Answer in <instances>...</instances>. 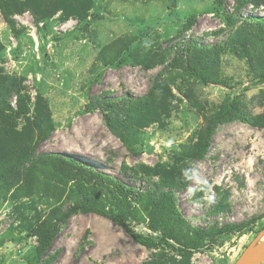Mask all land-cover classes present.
<instances>
[{
  "label": "rangeland",
  "instance_id": "rangeland-1",
  "mask_svg": "<svg viewBox=\"0 0 264 264\" xmlns=\"http://www.w3.org/2000/svg\"><path fill=\"white\" fill-rule=\"evenodd\" d=\"M261 2L7 0L0 264H44L41 235L71 205L93 211L66 222L54 264L235 263L264 229V37L250 41L240 17L264 16ZM189 38L217 59L176 45ZM227 86L245 121L221 124L199 157ZM112 179L132 188L127 197ZM111 217L158 242H136Z\"/></svg>",
  "mask_w": 264,
  "mask_h": 264
},
{
  "label": "trees",
  "instance_id": "trees-1",
  "mask_svg": "<svg viewBox=\"0 0 264 264\" xmlns=\"http://www.w3.org/2000/svg\"><path fill=\"white\" fill-rule=\"evenodd\" d=\"M175 1V0H172ZM224 0H216V3L218 5H222ZM264 2V0H263ZM261 2V3H263ZM244 3V2H243ZM0 8L4 13H8V6H7V0H0ZM242 17V30H244L246 36L250 41H255V40H262L264 37V16H250V17ZM11 21V20H10ZM192 20L189 19L185 25V29H189L190 26L192 25ZM12 31L14 32L15 35H17V31H15V26L12 23ZM177 46L181 48V50H186L187 53L191 54V51L198 50L200 54H202V62L204 60H214L217 59L218 57V52L216 50V47L212 45H206V44H200L199 42L189 38L185 41L181 40L176 43ZM186 71L193 75L194 77L200 79L203 83L205 84H210V83H217V84H222L221 81L219 80H214L212 81L203 71H199L195 65H192L189 63L186 66ZM258 80L263 81L264 80V71L260 72L258 75ZM228 88V93L225 95V99L223 104L221 105L220 110L217 112L216 116L212 121H210L206 127L205 130V137L203 138V141L201 143V146L198 151L199 157L205 156L207 153L210 145H211V140L212 137L216 131V129L221 125L225 124L228 122H232L235 120H242L245 121V119L239 115L238 113L235 112L234 106H233V101H232V94L234 91L233 86H227ZM8 107H10L8 105ZM5 110V109H4ZM4 110H0V116L2 113H4ZM247 119V118H246ZM121 138L124 142V144L128 147V149L132 152H136L135 145L133 144L135 141V136L131 133H125L121 135ZM133 139V140H131ZM33 155V149L30 150L26 155L25 158L29 159ZM57 154H42V157L48 159V160H53L55 158H58ZM68 158V157H67ZM68 162L73 163L74 161L72 159H68ZM4 167V162L0 160V173H1V168ZM96 174L102 178V179H109V176L106 174H103L101 172L96 171ZM6 175V174H5ZM3 174L1 173L0 175V181L2 180ZM111 182L116 185L122 195L124 197H127L128 193L131 191L132 188L128 187L126 184L116 180L112 179ZM93 211L92 208L86 207L85 205H71L69 206L66 211L61 215V217L57 220V222L52 226L47 228L41 235L40 238V249H39V256L42 259L44 264H54L55 261L58 259L60 251L57 250L53 253H49V250L54 242V239L56 236L60 233L61 229L64 227L66 222L69 220V218L73 215L80 214V213H87ZM113 220H115L117 223L122 225L133 237V239L136 242H139L143 245L147 246H152L155 245L158 241H156L153 238L146 237L138 232L133 231L130 226H128L124 221L120 220L119 218H114L111 217Z\"/></svg>",
  "mask_w": 264,
  "mask_h": 264
},
{
  "label": "water",
  "instance_id": "water-1",
  "mask_svg": "<svg viewBox=\"0 0 264 264\" xmlns=\"http://www.w3.org/2000/svg\"><path fill=\"white\" fill-rule=\"evenodd\" d=\"M264 263V229L246 246L234 264Z\"/></svg>",
  "mask_w": 264,
  "mask_h": 264
},
{
  "label": "clouds",
  "instance_id": "clouds-1",
  "mask_svg": "<svg viewBox=\"0 0 264 264\" xmlns=\"http://www.w3.org/2000/svg\"><path fill=\"white\" fill-rule=\"evenodd\" d=\"M208 199L211 202L213 200V197L209 196Z\"/></svg>",
  "mask_w": 264,
  "mask_h": 264
},
{
  "label": "bare ground",
  "instance_id": "bare-ground-1",
  "mask_svg": "<svg viewBox=\"0 0 264 264\" xmlns=\"http://www.w3.org/2000/svg\"><path fill=\"white\" fill-rule=\"evenodd\" d=\"M73 150L77 152V149H73Z\"/></svg>",
  "mask_w": 264,
  "mask_h": 264
}]
</instances>
